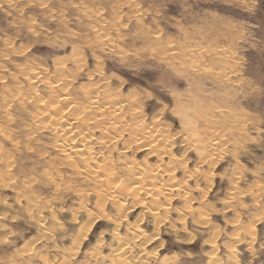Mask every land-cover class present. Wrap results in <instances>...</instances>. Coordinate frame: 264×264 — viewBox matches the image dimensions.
Masks as SVG:
<instances>
[{
	"label": "rangeland",
	"instance_id": "rangeland-1",
	"mask_svg": "<svg viewBox=\"0 0 264 264\" xmlns=\"http://www.w3.org/2000/svg\"><path fill=\"white\" fill-rule=\"evenodd\" d=\"M1 1L0 40L3 41L7 39L12 42V45L11 49L8 51L9 53L7 52L8 55L4 58L5 61L3 60L5 68L3 72L0 70V77L4 79L0 80V82L4 81V84H7L9 87H17L14 84V80L20 81L18 85L20 89L17 91L13 87L11 91L9 90L10 92H5L6 95L13 93L14 95L25 97L27 92V94L31 95L37 92L41 97H46V94L43 92L46 90V86H43L44 83L41 82H45L46 80L44 79H49V82L51 81L50 83H53V73H56L55 63L58 61L57 63H61L60 66L62 65L67 69V74L70 76L69 78L75 80L73 87L77 90L75 98L72 99L75 102L65 106L66 109H69L67 111H73L75 110L73 109L75 108L74 106L79 108L84 104L85 96H92L94 94L101 102L103 98H105V100H110L108 94H119L120 98L111 97L110 104L114 101L116 103L113 102L115 105L119 104L122 106V113H125H123V117L122 115L119 116L117 121L120 122L123 118L126 120L121 121L120 124L124 122L129 123L131 116H138V118L141 116L143 117L142 121L147 123L149 127L153 126L150 123L151 120H154L153 118H155V124L159 123L163 126L164 124H170L171 127L165 132V135H170L168 133L172 131L173 133H175L176 130L177 132L179 131L177 135V138L181 140L179 144L176 143V141L173 143L169 139H167L165 143L159 138L158 141H161L160 143L157 142L156 139H154V141H152L153 139L150 140L151 138L149 139V143L155 145L156 143L160 144L157 145L158 149L162 146V143L164 144V147L162 146L161 149L167 151V154L163 153V155H161L162 161L157 160L158 158L155 153L152 154L146 149H139V151L136 149L137 151H135L134 146L132 147L133 150L132 148L130 149L132 152L130 150L126 151V158L138 163H133L135 165L132 164V167L128 166L126 169L128 172L125 170L127 166L124 167V165H118L114 168L109 165L111 169L114 170H110L108 167L107 170L104 169L105 172L103 171V174L106 173V171L107 173L111 171V175L114 178L120 175V178H122L123 176H135L138 174V171L145 170V168L149 166L148 169L150 170L154 167L151 171L154 172V170H162L161 168L164 169V167V170H168L167 168L169 167L167 165H171L170 167L174 169L173 171L170 168L172 172L175 173L176 171L174 174V179L176 178L175 181L177 180V183L182 181L179 183L182 187L180 194H187V198L194 199V201L188 205L191 209L188 206L186 207L183 201L173 198L170 199L168 202L170 203L172 211L167 217L166 222L175 223L176 219L186 215V224H181L180 220L178 226L171 227V230L167 228L168 226H164V230H161L157 240L154 239V241L146 247V252L139 254L137 259L131 260V258L134 257V253L128 261L130 262L129 264H161V260H163V264H264V216L260 219V222H257V225L254 226V237H250L246 232V229L254 223L253 221L260 214V206L264 209V0H28L29 2L27 0H13V7L8 6L7 0H3L4 2ZM115 26L118 28H115ZM96 28L98 30L102 29L103 31H100L99 34ZM95 31H97L98 34H95ZM104 31H108L107 33L111 35L108 39L110 41H108L107 44L109 47L103 45L101 49H92L91 47L85 48L84 45L86 44H96L98 41L101 43L103 40L107 42L105 38H108V34ZM103 34L107 36H103ZM213 43L219 45L220 51L224 52L222 53L224 55L220 58L228 57L229 52L230 57L234 59L237 65V70L232 74L233 83L229 86L223 87L213 79L196 75L190 71V68H186V71H180V69H182L179 66L180 64L182 65L180 59L184 61V66H192L201 60L205 61L204 64L211 61L213 63L217 62L213 61L214 56H207L208 48ZM71 44L79 46L80 49H83L85 54H87L85 55L87 64L81 66V69H77L78 71L75 70V62L71 61V59L69 60ZM117 45L119 47H117ZM182 45L184 46L183 49ZM159 49L163 51L161 52ZM77 59L76 61L81 63V60ZM60 60H62V62H60ZM64 60L65 62L63 63ZM25 62L27 66H33V68L27 67ZM95 64L99 65L96 66ZM29 68L33 70V73L37 71L40 80L45 76L44 79L34 85L29 84L24 77L25 71H30ZM19 70L21 71L19 72ZM10 71L11 73H9ZM21 72L24 73L22 74ZM87 72H90L93 76L87 78ZM30 85L32 86L30 87ZM33 87L35 89H32ZM29 88L31 93H29ZM21 89L23 90L21 91ZM33 90L36 91L34 92ZM79 91L80 93H78ZM225 91H228V94L226 96H221L225 94ZM57 93H59V91ZM98 95L103 96V98H99ZM105 95L108 97H105ZM128 95L132 97L136 96L135 100H138V102H136L134 98L130 99ZM121 96L123 98H121ZM125 96L129 98L127 102L124 100ZM2 97L4 98V95ZM2 97L0 95V105L4 100ZM202 99H204L203 102ZM191 100L194 101L192 102ZM180 101L182 105H180ZM182 101H184L185 105ZM74 103L75 105H73ZM27 104L25 107H19L16 103H8V109L3 108V111H11V114L13 112V118L16 119L15 122L17 123H13L6 131H9L11 136L12 134L13 136L15 134L17 135L16 141L18 145L16 149L18 151L13 149L14 146H11L12 144L9 140L0 138V157L2 159L0 162V178H2L1 180L3 183L7 182V184H5L7 187H2L4 184L0 180V264H11L13 262L14 264H41V256L48 260L53 258L57 259L58 257L57 264H62V262H64L62 259H64V257L66 258V256L62 257V252L52 247L53 243L44 241L37 247L33 245L35 237L37 238V236L40 235L39 230H35L28 221H24L23 219L12 220L9 216L16 214V209L21 207V205H26L25 202L31 204V201L27 198L28 196H18V193H21L24 187H26V183H28L27 185H29L32 190H29L30 192H27V194L30 193V195L39 197L43 202L41 203L42 206L46 204V206L53 207L54 210L57 211H65L68 206L67 210H69L71 206L78 203L80 198L76 196L78 193L75 191H80L83 187L85 190H88L90 187L82 181V178L74 179L71 184L72 187L68 190L62 188V193L56 192L57 190H54L53 186L50 185V177L57 172L55 170L57 167L56 164L48 162L47 158L37 157L33 154L37 152L39 154L38 150H41L40 152L50 151L47 142V138L49 137L46 132H42L38 135L40 136L39 142L35 141L32 143L26 139L27 137L32 138V136L30 131L23 129L25 127L24 124H29L28 115L26 116L25 112H32L35 110L33 105H30V103ZM41 105L46 107L43 102ZM176 105H179V109H177ZM187 105H189L188 108L194 106L192 109L195 110H189L186 107ZM200 106L202 107L201 109L205 111L204 114L214 115L216 113L218 116H215V122L219 120L222 122H209L210 125L206 126L207 123L204 124L205 121L203 122L199 119L203 113V111H200ZM215 107H226L231 111H213L212 109ZM133 108H135V110H133ZM182 108L189 110V113L183 111L186 117H183V114L181 115L182 111H180V109ZM196 108H198L200 113ZM136 109H140V111H136ZM126 110L128 111L127 113ZM69 113L70 112H68V115ZM142 113H144V116ZM196 115H198L197 118ZM220 115L224 116V118ZM205 116L206 115H203V117ZM235 119H243L244 122H241V124L239 122L236 123ZM2 120L4 119L0 117V125H3ZM118 122L114 123L117 124ZM130 122H132V120ZM125 124L127 123L122 125L124 126ZM192 124L193 126H191ZM181 126L182 130L180 128ZM193 127L197 135L195 132H192ZM203 127L205 129H203ZM208 128L210 130L212 129V132H214V138H209V141L212 143L216 142L214 148L218 149L215 150L217 154L213 153L216 156L210 155V158L205 156L207 154L206 152V154L200 153L204 157L199 155V149L190 147L183 141V138H181L183 135V137H188L187 132L190 134L189 136H192V133L195 136L201 133L199 136L201 137ZM197 129L200 131L198 132ZM37 139H39V137H36V140ZM194 140L195 138H193V142ZM185 145L190 148L187 150V153L181 155L186 149V147H184ZM28 146L30 151H27ZM167 146L171 147L167 149ZM117 148L120 149V146ZM181 149L183 151L182 153ZM31 150H34L33 153ZM8 152L10 153L8 154ZM148 152L150 154H148ZM6 154H8V156ZM51 156H53V153ZM200 156L201 158H199ZM113 157H115V151H113ZM203 158L205 160L201 162ZM102 159L104 158L98 157V162L100 161L101 164L104 163ZM116 159L114 158L113 161ZM145 160L149 165L144 164L145 162L142 164ZM163 160L165 161L163 162ZM169 160L172 161L168 162ZM8 161H12L15 166L5 168V163ZM171 162L177 164L176 167L180 168H174ZM48 164L52 165L49 166ZM104 164L108 166V163ZM211 164L213 166L215 165L212 172L209 170V168L212 167ZM138 165L141 166V169ZM181 167H185L186 169H182ZM196 168H200V170ZM134 170L136 172H134ZM48 171L49 173L54 172V174H46ZM184 171L192 173L191 179L187 177L180 179L184 175ZM62 172L66 173L67 171L65 172V170H63ZM115 173L117 174L116 177ZM204 173L208 178L212 175V186L210 188H208L210 182L208 181L207 183ZM9 174H11V176H9ZM67 175H69V173H66L64 177ZM40 177H42V179ZM235 178L238 179L236 180ZM165 179L166 177L164 176V180ZM232 179H234L233 182H236L238 188L246 194L243 193L239 195L236 191H230L232 183L229 181ZM124 183L121 182L123 187L121 189H123V191L130 189H126L130 186L128 185L126 187L128 183ZM169 183L171 184V182H168V185ZM74 187L77 190L73 189ZM17 189H20V191L18 192ZM203 191H206L207 194L202 198ZM31 192L34 194H31ZM230 192H233V194ZM61 195L62 197H60ZM256 195H261V205L260 197L257 198V204L252 203ZM162 200L163 199H161V201ZM17 201H20V203H17ZM89 204L88 207L92 208L91 203ZM152 205L149 204L150 207ZM191 210H194V213L188 216L187 213ZM197 212H200L199 216L207 215L210 220V226L218 233L216 237L217 240L214 242L213 247L204 243L207 238V233L198 230L200 229V227L198 228L199 225L195 227L194 224L191 223L195 219V215H198ZM43 213H45V211ZM235 217L238 221L231 224ZM61 219H64L63 221L65 222L68 220V217H62ZM132 220L133 219H131V221ZM182 225L185 226L183 231L176 230V228H180ZM106 229L107 227H105V224H101L100 227L95 226L90 233V242L95 241L98 233ZM150 229H152L151 226L147 231L150 232ZM198 232H200V235L196 236L192 242H189L188 239L190 235H195ZM32 237H34V240ZM160 242L165 248L158 256L151 250L158 246ZM29 244L33 246H29ZM64 244L67 245V242L64 241ZM25 245H27V247ZM45 248L48 249L45 250ZM103 250V255L106 256V263L111 253L107 252L106 247L103 248ZM58 252L60 254L55 255L58 254ZM39 254L42 255L39 256ZM86 259L87 258L83 254H80L76 260L74 259L72 261V264H93V258ZM88 260L91 261L88 262ZM147 261L149 262L147 263ZM116 264H119V262Z\"/></svg>",
	"mask_w": 264,
	"mask_h": 264
},
{
	"label": "bare ground",
	"instance_id": "bare-ground-1",
	"mask_svg": "<svg viewBox=\"0 0 264 264\" xmlns=\"http://www.w3.org/2000/svg\"><path fill=\"white\" fill-rule=\"evenodd\" d=\"M4 1L2 0L1 2H4ZM12 2H13V0H7L8 6L13 7L12 6ZM13 5H14V3H13ZM92 15H90V16H92ZM100 24H102V23H100ZM94 25H96V24H94ZM91 26H93V25H91ZM116 27L117 26H115V28ZM92 28H94V27H92ZM97 28H96V30L99 31V34H100V31H103V30L102 29L98 30ZM103 29H105V28H103ZM97 31H95L96 32L95 34H98ZM107 32H105V33H107ZM93 33H94V31H93ZM107 34H108V38L104 37L107 40V42L105 40H103V42L101 41V43H99L100 41H98V43L96 42V44L95 43L94 44H88V45L86 44V45H84L85 48L86 47H89V48L91 47L92 49H95V48L101 49V48H103V45H107L108 41H110L108 39H109V36H111V35H109V33H107ZM103 36H107V35L103 34ZM117 39H118V37H117ZM74 40H76V39H74ZM11 45H12V42H10L7 39H5L3 41L0 40V70L2 72L4 71V68H5V64H3V60L8 55L7 52L11 49ZM166 45H168V44H166ZM107 47H109V46L107 45ZM117 47H119V46L117 45ZM193 47H194V45H193ZM183 48H184V46L182 47V49ZM219 48H220L219 45H216V43H213L208 48L207 56H214L213 57V61H217V62H214V63L211 61L209 63H205L204 64L205 61L201 60V61H198L196 64H193V65L191 64L192 66H190V65L189 66H184L183 65L184 61L179 58L181 60V63H182V65L181 64L179 65L180 68H182V69H180V71H186V68H190L191 69L190 71L192 73H194L196 75H199V76H202V77H207L208 79H213L214 81H217L220 84V86L224 87V86L231 85V83H233L232 74H234L235 71L237 70V67H236L237 65L235 64L234 59L232 57H230V53L229 52H228V54H229L228 57L220 58L221 56L224 55V54H222L224 52L220 51ZM18 49H20V48H18ZM82 50L80 49L79 46L71 44V51H70L69 60L71 59V61L75 62V64H76L75 70H77L81 66H84V65L87 64L86 63L87 59H86V56H85L87 54H85L84 50L83 51ZM102 50H104V49H102ZM191 50H193V49H191ZM160 51L162 52L163 50H160ZM187 51H188V49H187ZM80 54H81V56H80ZM91 54L94 56V54L92 52H91ZM77 57H78V59H77ZM76 59L77 60H81V63H78L76 61ZM201 59H203V58H201ZM65 60L63 61V63L65 62ZM57 62L55 63V67H56L55 71H56V73L52 72L55 75L54 76L52 74L53 77H54V79L52 81L53 83H50L51 81L49 82V79L48 80L44 79L45 76L44 77L40 76V77H43L40 80L39 76L37 75L38 74L37 71H34L36 73H33V70L30 69V68H33V66H27V64L25 62L26 66L30 67L29 68L30 71L26 70L27 72L26 71H25V73L23 72L25 80H27V82L29 84H33V85L35 83L41 82L43 79L46 80L45 82H41V83H44L43 86H46L45 87L46 90L43 91L46 94V97L45 96L41 97V95H38L39 93L37 94V92H35L36 90L35 91L33 90L35 93H33L32 95L31 94H27L28 93L27 92L25 97L21 96V95H14L13 93H11L9 95H6L5 92L6 91L10 92L11 88H13L14 86H12V87L10 86L9 87L7 84H4V81L0 82V95H1V97L4 95V98L2 97L4 99L3 103H1V105H0V117L2 119H4V120H2L3 121V125H0V138L9 140L11 142V144H12L11 146H14L13 149H16V147L18 145V142L16 141V136L17 135L15 134L13 136V134H12V136H11L9 134V131H6V130L13 123H17V122H15L16 119L13 118V112L11 114V111H6V110L3 111V108L4 109H8L7 108L8 107V103H14V104L16 103V105L18 104L19 107H25V105L27 103H30V105H33V107H35V110L32 111V112H25L26 116L28 115L29 124L28 123H27L28 125L24 124L25 127L23 129L24 130L26 129V131H30L31 132L30 134H31L32 138H28L27 137L26 139H28V141L32 142V143L35 142V141H38V142L40 141V136H38V135H40L42 132H46L48 134L47 136L49 138H47V142H48V146L50 147V148L49 147L48 148L50 149L51 152L48 151V150L40 152L41 150H38L40 156H39L38 152L37 153H33L34 150H31V152L33 154H35L37 157L47 158L48 162H51L52 164H56L57 167L55 168V170L57 172L55 170H53V171L56 172V174L51 176L50 177L51 179L49 178L50 181H51L50 185L53 186L54 190H57L56 192L62 193L61 191L63 189L68 190L70 187H72L71 184H72V181L74 179L82 178L83 179L82 181H84L88 185V187H90V188L88 190H85L83 186H82L83 187L82 190L80 189L81 187L78 188V189H80V191L79 190L75 191V192L78 193V194H76V196L80 197L81 199L79 198L78 203L75 204L76 206L75 205L71 206V208L69 210H67L68 207H69L68 206L65 211H62V210H58L57 211V210H54L53 207L46 206V204L44 206H42L41 203H43V202H42L41 199H39V197H35L33 195H30V193L27 194V192H30L32 190L30 189V186L27 185L28 183H26L25 184L26 187H24L22 192L18 193L20 191V189L19 190L17 189L18 190L17 193H18L19 197H21V196L27 197L28 196L27 198H28L29 201H31V204L30 203L28 204V203L25 202L26 205H24V206L21 205V207H18L16 209L17 211H15L17 213L14 214L13 216H9V218L12 219V220L23 219L24 221H28V223L35 230L36 229L39 230L40 235H38L37 238L35 237V240H34V237H32L33 240H34L33 245L37 247V246L41 245V242H44V241L53 243L52 247H54L55 250L56 249L60 250V252H62L61 256L63 255L62 257L66 256V258L64 257L65 260L62 259V261H64V262H62V264L63 263L72 264V261L74 259L76 260V258L80 254H83L87 259L93 258V260L91 259L93 261L92 262L93 264L105 263L106 256L103 255V251H104L103 248H105V247L107 249V252L111 253L110 258L107 260V262L105 264H107V263L108 264H116L118 262H119V264H129L130 262H128V261L130 260L131 256L134 253H135L134 257H132L133 259L131 258V260L137 259L139 254H142V253L146 252V247H148L152 243V241H154V239L157 240L161 230H164L163 229L164 226H168L167 228H170L169 230H171V227L178 226V222L180 220H181V224H184V223L186 224V222H185L186 221V218H185L186 215L176 219L175 223L174 222L173 223L166 222L167 221V217L169 216V214H171V211H172V209L170 207V203L168 201L170 199H172V198L173 199H178L180 201H183L185 203L184 205H186V207H187L188 205H190L191 202L194 201V199L187 198V194H180V191H181L182 187L179 185V183H181L182 181H179V179H178L179 183L176 182L177 180L175 181L176 178L174 179V174L176 173V171H175V173L172 172V170L174 171V169H173V167H170L171 165L170 166L167 165L169 167V168H167L168 170H164L165 167L163 169V168H161L158 165L162 170H158V171L154 170V172H151L154 167L150 170V169H148L150 167L149 166L148 168H145V170L138 171V174L135 175V176L134 175L133 176H129V177L128 176H123L122 178H120L121 175L119 177L117 176L116 173H118V172L115 173L116 174L115 177L116 176L117 177L114 178L111 175V171H110V173H107V171H106L107 174L106 173L103 174V171H104V169L107 170L108 167H109L110 170H114V169H111V167L114 168V167H117L118 165H124V167L127 166L125 168V170H126L128 168V166L132 167L133 163H138L136 161L134 162V160L130 161V160H128V158H126V151L130 150L134 146H135L134 147L135 151H137V150L139 151V149H143V150L146 149L152 154L155 153V155L158 158L157 160L162 161L161 155H163V153L167 154V151L161 149V147L164 145L163 143H162V146L159 147V149H158L157 145L161 141L162 142L164 141V143L167 142V139H169L173 143L176 141V143L179 144V141H181V140H179L177 138V135H178L179 131L177 132V130H176V132L174 131L175 133H173V131L171 133H168L171 136L170 135H165V132H167V130L171 127L170 124H164V126L159 124V123H158L159 125L157 123L155 124L154 123L155 118H153L154 120H151V122H150L151 125H153V126L149 127L147 125V123L142 121L143 117H141V116L139 118H138V116L137 117L131 116L130 117V121L132 120V122H130V121H129V123L128 122H124V123H127V124H125L123 126L122 124H124V123L120 124V122L123 121L124 118L121 119L120 122L117 121L119 119V116L122 115V117H123V113H125V112L122 113V111H123L122 106L119 105L118 103H117L118 105H115L116 103L113 101V99H112V101L115 104L113 102H112L113 104L111 103L112 105L110 104L111 97L113 96L115 98H120L119 94L118 95L117 94L116 95L115 94H113V95L112 94H108L109 97L107 95H105V97L107 96L108 98H110V100L106 99L108 102L105 100V98H103V96H101L102 94L100 96L99 95L98 96H99V98L102 97L104 99V101H106V102H104L103 99H102L103 102L102 101L100 102L98 100V97L95 96L94 94L92 96H87V97L84 95L85 96L84 104H82L79 108L74 106L75 108H73V109H75V110H73V111H67L69 109H66L65 106L69 105L70 103L75 102V101L72 100L73 98H75V94L77 92V90L74 89V87H73L74 83H75V80L74 79L71 80L69 78L70 76L67 74L68 73L67 69L64 66H62V65L60 66L61 63L59 64ZM60 62H62V60H60ZM98 65H96V66H98ZM100 69H101V67H100ZM20 71L21 70H19V72ZM9 73H11V71ZM86 74H87L86 75L87 78L93 76L90 72L89 73L87 72ZM3 79H4L3 77H0V80H3ZM14 81H15L14 84L17 86V87H14V88L18 91L20 89V86L18 87L20 81L19 80L16 81V79ZM89 81H91V80H89ZM31 86L32 85H30V87ZM76 87H79V86H76ZM94 87H95V85H94ZM32 89H35V88L33 87ZM22 90L23 89H21V91ZM58 91H59V93H57ZM220 91H223V90H220ZM104 92H105V90H104ZM14 93H16V92H14ZM29 93H31L30 88H29ZM78 93H80V91ZM18 94H20V93H18ZM96 94H98V93H96ZM227 94H228V91H225V94H223L221 96H226ZM22 95H24V94H22ZM199 96H201V95H199ZM203 96H205V95H203ZM128 97H130V99L134 98V100H135L136 96L132 97L131 95H128ZM128 97L127 96L124 97L125 102L128 101V99H129ZM121 98H123V97L121 96ZM204 99H202V102H203ZM186 100H188V99H186ZM191 101L193 102L194 100H191ZM207 101H209V100H207ZM40 102L41 103L43 102V104L46 105V107L42 106ZM136 102H138V100ZM179 103H180V105H182L181 101ZM182 103L184 104V101H182ZM73 105H75V103ZM178 106H177V109H179ZM188 106L189 105H187L186 107L188 108ZM12 108H14V107H12ZM44 108H46V109H44ZM192 108H188V109L189 110H195V109H192ZM201 108L202 107L200 106V111H203ZM131 109H132V107H131ZM131 109H130V112H131ZM182 109H180V111H182L181 115L185 111H187V112L189 111L188 109L187 110H185V109L182 110ZM196 109L198 110V108H196ZM22 110H24V109H22ZM71 110H72V107H71ZM133 110H135V108H133ZM137 110L140 111V109H136V111ZM212 110L213 111L218 110L220 112L221 111H223V112L224 111H231L230 109H227L226 107H224V108L215 107ZM15 111L18 112L17 110H15ZM128 111H129V109H128ZM128 111L126 110V113ZM176 111H178V110H176ZM200 111H199V113H200ZM22 112H24V111H22ZM68 112H70L69 115H68ZM204 112L205 111H203V113L201 115L202 117L200 116L199 119H201L203 122L205 121L204 124L207 123L206 126L210 125L209 122L212 123V122L216 121V117L215 116H218V115H216V113L214 115H212V114H204ZM208 113H210V112H208ZM142 114L144 116V113H142ZM218 114H220V113H218ZM203 115H206V116L203 117ZM152 116H154V115H152ZM220 116L222 118H224V116H222V115H220ZM183 117H186L185 114H183ZM197 117H198V115H196V118ZM217 119H219V118H217ZM133 120L135 121V123H134ZM235 120H236V123L239 122L240 124H241V122H244L243 119L242 120L235 119ZM114 122H118V123L115 124ZM219 122H222V121L219 120V121H217L215 123H219ZM150 123H148V124H150ZM236 125H239V124H236ZM162 126H163V128H162ZM191 126H193V124ZM204 127H203V129H205ZM180 128L182 130V126ZM186 128H187V126H186ZM209 128L207 130H205V134L204 135L202 134V136L199 137L201 135V133L198 134V136H195L193 134L195 132V128L193 127L192 128L193 129L192 130L193 133L191 132L192 136H189L190 134L187 131H184V132H187L188 137H186V136L183 137L184 135L182 134L183 136L181 138H183V141H185L187 143V145H189L190 147L199 149L200 150L199 155H201L200 153L202 152L203 154L207 153L205 155L207 157H209L210 155L212 156V155H214L213 153L217 154V151H215V150H218V149L214 148V145H216L215 144L216 142L212 143L211 141H209V138H214V132H212V129L210 130ZM184 129H185V127H184ZM233 129H235V128H233ZM21 131H22V128H21ZM199 131L200 130H198V132ZM241 131H243V130H241ZM195 133L197 135V132H195ZM36 137L37 138L39 137V139L36 140ZM215 137H216V134H215ZM158 138L162 139V140L159 142ZM193 138H195L196 142H195V140L193 142ZM218 138H219V136H218ZM218 138H217V140H218ZM149 139L150 140L153 139L152 141H154V139H156L157 142H159V143L158 144L156 143V145L152 144V143H149L150 142ZM193 143H196V144H193ZM168 144H171V143H168ZM118 146H120V149L117 148ZM170 147L167 146V149L170 148ZM184 147H186V149L184 150V152L181 149V153L183 152L182 154L180 153L181 155H183L184 153H187L188 152L187 150L190 148V147H188L186 145ZM221 147H218V148H221ZM27 148H28V150L26 148L25 149L27 151H30L29 146ZM20 149H22V148H20ZM221 149H223V148H221ZM26 150H24V151H26ZM132 150H133V148H132ZM16 151H18V150L16 149ZM113 151H115V157H113ZM10 152H8V154ZM149 152H148V154H150ZM170 152H169V154H170ZM219 152H220V150H219ZM52 153H53V156H51ZM8 154H6V155L8 156ZM131 154H133V153H131ZM130 156H132V155H130ZM201 156H203V155H201ZM201 156L199 158H201ZM214 156H216V155H214ZM98 157H103L104 159H102L103 160L102 162L108 163V166H106L104 163L101 164L100 161L98 162ZM163 157H165V156H163ZM28 158H30V157H28ZM114 158L115 159L117 158L116 160H114L115 162L113 161ZM172 160H174V159H172ZM172 160H169L168 162H170ZM204 160H205L204 158H203V160L201 159V162L202 161L204 162ZM1 161H2V159L0 157V162ZM12 161H13V159H12ZM12 161H8L7 163H5L6 164L5 168H9V167L15 166ZM164 161L165 160H163V162ZM168 162L167 163L165 162V163L169 164ZM209 162H210V160H209ZM143 163L147 164L146 160L143 161L142 164ZM178 163H180V162H178ZM52 164H50V165H52ZM180 164H182V163H180ZM17 165H19V164H17ZM133 165H135V164H133ZM147 165H149V164H147ZM147 165H146V167H147ZM172 165H174V168H176V169L180 168V167H176L177 164H175V163H172ZM138 166H140V165H138ZM199 166H201V165H199ZM211 166L212 167L209 168V170H211L210 172L213 171L215 165L213 166L211 164ZM43 168H45V167H43ZM139 168L141 169V166ZM184 168H182V169H184ZM62 169L65 170V172L67 171L66 173H69V175L64 177V175L66 173H63ZM142 169H143V167H142ZM196 169L200 170V168H196ZM3 170H4V168H3ZM199 170H198V172H199ZM21 171H22V169H21ZM132 171H133V169H132ZM134 172H136V171L134 170ZM8 173H7V176H8ZM14 173H15V171H14ZM46 174H49V175L51 174L52 175V174H54V172L53 173L52 172L49 173V171H48V173L46 172ZM191 174L192 173L184 171V175L180 179H183V178H186V177L191 179V177H192ZM210 175H211V173H210ZM9 176H11V174H9ZM19 176H20V174H19ZM164 176L166 177L165 180H164ZM197 176H199V175H197ZM30 177H32V176H30ZM204 177L206 178L205 180L207 181V183H208V181L210 182V184H208L209 185L208 188H210L212 186V183H211L212 175H211L210 178H208V177H206V174L204 173ZM40 178L42 179V177H40ZM1 179L2 178H0V180ZM49 179H47V180H49ZM8 180H10V179H8ZM25 181H26V178H25ZM120 181L123 182V183L125 182L124 184L128 183V184H126V187L128 185L130 187H127L126 189H128V188H130V189L123 191V189H121L123 187H122ZM184 181H185V179H184ZM233 181H234V179L229 181L230 183H232L230 191L231 190L233 192L236 191V192L239 193V195H242L243 193H245L242 190H240L238 188L236 182H233ZM35 182H36V180H35ZM75 182H77V181H75ZM168 182H171V184L169 183V185H168ZM2 183H3V181H2ZM3 184H4V186H2V187H7V185L5 186V184H7V182H5ZM20 185H23V184H20ZM78 185H80V184H78ZM17 188H18V186H17ZM42 188H43V186H42ZM73 189H75V187ZM75 190H77V189H75ZM206 191L202 192L203 193L202 198L205 197V195L207 194ZM255 191H257V190H255ZM75 192H72V193H75ZM233 192H230V193L233 194ZM31 194H34V193L31 192ZM60 197H62V195ZM258 197H260V205H261V195L260 196L256 195L254 197V200L252 202L253 204H257V198ZM161 199H163V200L161 201ZM184 199H185V201H184ZM72 201H74V200H72ZM54 202H56V201H54ZM54 202H52V203H54ZM17 203H20V201H17ZM59 203H60V201H59ZM69 203H71V202H69ZM89 203H91V207L92 208L88 207ZM50 204H48V205H50ZM149 204H151V205L153 204V205L150 207ZM188 207L190 208V206H188ZM187 210H189V209H187ZM260 210H261L260 214L253 221L254 223H252V225H250L246 229L247 235L249 234L250 237H254V230H255L254 226H256L257 222H260V219L264 216V209L261 208V206H260ZM2 211H4V210H2ZM44 211H45V213H43ZM193 213H194V210H191V211H189L187 213V215L190 216ZM199 213L197 212L198 215H195V217H194L195 219L191 223H193L195 227H197V225H199L198 228L200 227V229H198V230H202V231L207 233L206 234L207 238L205 239L204 243L209 245L210 247H213L214 246V242L217 240L216 237L218 236V233H216V231L213 229V227L210 226L209 217L207 215L199 216ZM62 217H68V220L65 219L67 222L66 221L64 222L63 221L64 219L63 220L61 219ZM131 219H133V220L131 221ZM236 219L237 218L235 217L234 220L231 222V224H233L234 222L236 223L238 221V219L237 220ZM101 224H105V227H107V229L106 230H101L98 233V236L96 237L95 241L90 242L91 241V240H89L91 238L90 237V233L93 231L95 226H99L100 227ZM150 226H151L152 229H150L151 231L148 232L147 230L149 229ZM182 226L180 228L179 227L176 228V230L183 231L185 226L184 225H182ZM194 230H196V229H194ZM4 231H5V228H4ZM199 235H200V232H198L195 235L191 234L190 238L188 239V241L192 242L195 239V237L199 236ZM30 241H32V240H30ZM64 241L67 242V245L64 244ZM59 243H61V244H59ZM27 245H25V246L27 247ZM31 245L29 244V246H31ZM163 246L164 245L160 242V244L158 246H156L155 248H153V250H151V251L155 255L159 256L160 253L165 248ZM36 249H38V248H36ZM47 249L45 248V250H47ZM147 252H149V251H147ZM59 254L60 253L58 252V254H55V255H59ZM41 255L39 254V256H41ZM161 258H162V256H161ZM149 259H147V260H149ZM40 260H41V264H57L58 257H57V259L53 258L51 260L50 259L48 260L47 258L41 256ZM91 260H88V262L91 261ZM162 261L163 260H161V264H163ZM148 262L149 261H147V263ZM131 263H132V261H131ZM11 264H14V262L11 263ZM59 264H61V263H59Z\"/></svg>",
	"mask_w": 264,
	"mask_h": 264
}]
</instances>
